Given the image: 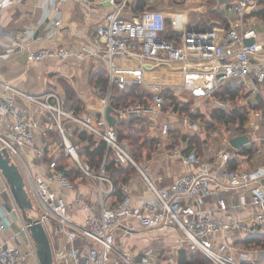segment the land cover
<instances>
[{"label": "built area", "instance_id": "1", "mask_svg": "<svg viewBox=\"0 0 264 264\" xmlns=\"http://www.w3.org/2000/svg\"><path fill=\"white\" fill-rule=\"evenodd\" d=\"M80 1L87 9L95 3V0ZM257 1L235 0L227 3L225 10L236 13L237 17L229 21L227 27L220 29L216 42L204 40L202 45L194 46L190 39L192 31H183L178 42L163 36L167 22L161 9L147 8L138 20H132L122 15L129 0H101L100 3H108L110 9L94 28L89 46L83 49L87 54L99 55L108 61L107 88H97L101 95V116L96 121L89 117L81 118L64 109L55 91L33 95L0 81V149H5L21 173H24L26 190L31 200L36 199L37 202V207L33 206L39 212V222L43 225L51 222L55 231L67 237L71 243L67 247L54 249L55 264H157L158 251L153 247L143 249L137 258L129 252L121 253L115 246V233L117 230L128 234L167 228L180 230L185 248L192 254L205 257L208 264H245V252L235 257L227 251L229 243L213 246L211 237L224 232L236 241H243L252 234L264 233V170L240 172L233 168L230 162L237 158V150L221 149L214 159H200L192 151L184 159L195 164L193 171L186 172L163 188H158L144 176L150 195L139 205H132L127 186L121 184L118 198L109 204L113 184L105 174V160L97 173L85 167L79 158V145L72 141L73 128L68 124L73 122L78 128L80 126L104 140L116 163L134 164L125 142L119 141L116 129L109 126L105 117V109L111 105L113 86L123 89L127 85L120 75L122 64L126 66L132 61L131 71L141 72L178 64L186 69L184 63L190 60H211L217 85L221 83L226 87H234L242 83L249 89H255L258 82L264 81V64L254 65L260 45L254 41L251 44L245 42L255 35V30L250 26L245 27L244 23L246 15L256 11ZM2 5L0 3V9ZM205 33H210L212 37L214 30ZM33 42L31 38L17 39L7 47V51L12 54L26 52L28 58L34 61L52 55L61 58L70 55L64 47L32 49ZM197 48L200 54H191V50ZM17 97L47 112L51 122L40 129L39 121L30 115L28 108L16 104ZM152 104L155 108L163 106L160 92L153 93ZM148 106L136 102L114 109L120 116L132 119L141 117ZM182 122L192 129L199 127L198 122L189 117H183ZM38 129L43 134L54 130L58 137L57 146L64 156L81 168L85 175L98 181L96 201H87L80 195L67 200V191L63 192L62 189H69L72 182L55 160L48 163L47 171L43 174L33 168V164L24 156V149L32 145ZM163 132H168L166 125L163 126ZM49 150L47 145L34 148L36 155L41 158ZM3 180L0 172V182ZM250 185L248 203L261 210L247 219L236 217L233 212L240 203L228 204L221 189L238 191ZM0 193L10 195L11 192L8 186H4ZM210 197L214 198L215 207L205 205ZM79 208L86 211L85 219L82 222L71 220V212ZM9 209L18 214L14 201L10 203ZM4 228L5 225L0 224V230ZM22 233L27 234L25 248L4 241L0 244V263L23 264L29 255L35 256L26 224H22L11 238L16 241ZM74 241L79 244L76 245ZM117 256L119 259H116Z\"/></svg>", "mask_w": 264, "mask_h": 264}, {"label": "crops", "instance_id": "2", "mask_svg": "<svg viewBox=\"0 0 264 264\" xmlns=\"http://www.w3.org/2000/svg\"><path fill=\"white\" fill-rule=\"evenodd\" d=\"M232 1L235 0H129L122 15L132 20H138L142 11L147 8L161 9L166 15L167 26H171L175 32H179L180 38L183 31H192L190 39L194 46H199L198 44L202 45L205 41L210 43L211 39L216 42L220 29L225 27L222 20L229 23L237 17L236 13L225 10V5ZM100 2L101 0H95L94 5L87 9L80 0H0V3H3L0 9V81L33 95L55 91L61 98L62 107L70 111L72 110L67 103L66 95L72 92L81 102V108L78 113L74 114L81 118L89 117L92 121L99 119L101 116V95L97 88L105 87L102 86L101 79L98 80L96 75L103 71L105 75L102 78L106 80L108 61L99 55L87 54L83 49L85 46H89L94 28L110 9L108 3ZM245 19L244 26L253 27L255 30V35L251 39L260 45V49L254 57V65L261 66L264 64V0H258L256 11L251 15H246ZM213 30L212 37L210 33H205ZM163 36H165L164 33ZM21 38L33 39L32 49L64 47L70 55L66 58L52 55L43 60L34 61L28 58L26 52L9 53L7 47L13 41ZM191 54L198 55L200 50L198 48L195 51L191 50ZM131 62L126 66L125 64L121 65L120 75L127 83H137L142 91L145 90L152 95L154 92L161 93L163 89H170L176 95L179 104H188L189 112L201 110L203 106L210 105V103H212L211 108L218 106L230 109L233 107L230 99L219 100L212 96V92L217 87H226V85L215 83L214 64L211 60H190L184 63L187 65L186 69L178 64L170 68L165 66L141 72L131 71L133 67ZM236 86L242 88L241 93L245 96H236L234 103L236 102L239 107L246 106L248 119L242 132L236 131L234 128H227L222 135L219 134L223 137L220 139L208 137L209 132L205 133V137H203L197 131L199 128L192 129L184 125L182 122L184 116L182 117L179 110L175 108V103L163 100V106L155 108L152 98L147 100L146 104L150 105L148 109L141 117L132 119L141 120L145 124L142 140L151 141V144L144 146L135 158L130 151L129 140L123 139L134 161V164H130L136 168V171L118 186L121 184L127 186L132 205H139L149 198L146 178L158 188H163L186 172L193 171L195 164L188 163L184 159L185 155L192 151H195L196 156L200 159H214L217 158V153L221 149L237 150V158L235 157L234 161L230 162L233 168L240 172L264 170V81L258 82L255 89H249L242 83ZM15 101L18 106L28 108L30 115L39 121L40 129L45 127L46 123L51 122L48 113L40 110L36 105L28 104L20 97H17ZM203 112L201 110L200 113L204 114ZM119 118L124 122L132 120L117 115L114 117L113 124ZM194 121H197L199 126L200 121ZM74 124L69 122L68 125L73 128ZM113 124H109V126L116 129ZM164 125L168 129L166 133L163 132ZM40 129L37 130L32 145L24 149V156L33 164L36 171L43 174L47 171L48 163L52 160L57 162L62 152L57 146L58 137L54 130L43 134L40 133ZM78 129L80 132L85 131L88 135H92L94 141L99 140L94 134L80 126ZM232 133L235 137L246 136L248 141L240 147L233 146L228 143ZM195 137L199 139L202 149L197 143L189 144L190 139ZM72 141L79 145V158L82 164L91 172L97 173L98 168H89L81 159L85 141L75 136L74 133ZM43 145L49 146L50 150L46 156L41 158L36 155L34 148ZM243 149L250 152H244ZM67 159L79 170V173L68 177L72 186L69 189H62L63 192L67 191L66 199L70 200L76 195H80L87 201H96L98 181L85 175L81 168L79 169L69 158ZM127 164L123 163L122 166ZM106 176L108 175L106 174ZM103 185L107 186L105 183ZM4 186H8L5 179L0 182V189ZM250 189L251 185L238 191L221 189L228 204L240 203L233 212L236 217L247 219L260 212V207L248 203ZM117 198L111 194L108 203L110 204ZM12 201L14 199L11 193L10 195L0 193V224L5 225V228L0 230V244L7 241L10 245H19L24 249L26 233H22L16 241L11 238L21 225L25 224L19 209V215L17 212L9 211ZM214 201V198L210 197L205 205L215 207ZM32 203L34 205L33 200ZM36 212L38 215L39 212ZM33 214L32 212L30 215ZM86 215V211L79 208L71 212L69 218L82 222ZM44 227L49 237L52 254L55 248L67 247L71 244L67 237L55 231L51 222L46 223ZM115 238L119 244H123V248L129 249L135 258L143 249L153 247V243L168 246L171 253L176 249L174 251L178 250L177 255L181 249L186 247L181 231L175 228L128 234L117 230ZM211 241L213 246L224 242L229 243L230 247L227 251L235 257H238L241 252H245L247 254L245 262L249 264H264V248L245 247L241 241H236L234 237L224 232L214 234ZM74 243L79 244L77 241ZM23 264H39L36 254L35 256L29 255Z\"/></svg>", "mask_w": 264, "mask_h": 264}, {"label": "trees", "instance_id": "3", "mask_svg": "<svg viewBox=\"0 0 264 264\" xmlns=\"http://www.w3.org/2000/svg\"><path fill=\"white\" fill-rule=\"evenodd\" d=\"M222 22L225 27L228 26V22L226 23V20H222ZM164 37L168 40H174L175 42H178L180 40V33L172 31V29H170V27L168 28V26L166 25V32ZM103 75L105 74L102 71L96 76L98 77V80L101 79L102 86H104V89H106L108 79H103ZM241 91L242 88L237 86L217 87L212 92V96L216 97L219 100H224L226 98L230 99L233 107L228 110L218 106L213 108V110L211 111V119L223 122L228 129L234 128V130L242 132L244 130V125L248 119V110L246 106L239 107L237 106L236 102L234 103V99L236 96H245L241 93ZM66 96L67 103H69L72 112L75 114L78 113L79 109L81 108L80 100L77 99L72 92L67 93ZM161 96L164 101L175 103V108L179 110L181 116L187 115L192 120H202V113L198 112L197 110L194 113H189L188 104H179V102H177L176 95H174V92L170 89H163V91L161 92ZM149 98H152V94L146 92L145 90L142 91L137 83L131 82L128 83L123 89H119L118 87L113 86L111 91L110 104L113 108H116L120 105L133 104L136 102L146 104ZM205 123V125L207 126V121ZM113 126L116 128L119 141H123L124 138H127L129 140L130 151H132V154L135 158L144 146L151 144V141L142 140V133H144L146 126L141 120L137 121L135 119H132L129 122H124L120 121L119 118L116 119V122L115 124H113ZM73 133L75 136H78L80 137V139H83L85 141V145L83 146V151L81 154L83 163H86L89 168L97 169L99 168L103 160H105V173L111 178L115 187L113 189L112 196L118 197L120 194L118 185L125 179H127L133 172H135L136 168L130 163H128L126 166H122V164L113 161L112 152L110 150H107L104 140L99 139L98 141H94L92 135H88L87 133H85V131L80 132L75 124L73 125ZM195 143H197L198 146L202 149L199 139L197 137L193 139L191 138L189 144L193 145ZM243 151L247 153L250 152L246 149H243ZM57 165L58 167L66 171V174L69 178L70 176L72 177L74 176V174L79 173V170L76 169L73 164L68 162V159L64 156L63 153L59 156ZM241 242L245 247L264 248V233L252 234ZM176 264H208V260L205 257L200 256V254L190 253L188 249L185 248L179 251V257ZM245 264L249 263L245 262Z\"/></svg>", "mask_w": 264, "mask_h": 264}, {"label": "water", "instance_id": "4", "mask_svg": "<svg viewBox=\"0 0 264 264\" xmlns=\"http://www.w3.org/2000/svg\"><path fill=\"white\" fill-rule=\"evenodd\" d=\"M245 42L247 44H251L253 40L250 38ZM117 115L119 114L111 105L106 107L105 117L108 124L112 125L114 117ZM247 141L248 138L246 136H237L232 138L230 143L233 146L240 147ZM0 172L8 184L15 204L21 214L22 220L26 224L27 232L34 245L39 264H54L48 234L44 225L39 222L36 209L34 208L32 200L26 190L25 182L19 167L11 159L5 149H0ZM32 212L34 214L30 215Z\"/></svg>", "mask_w": 264, "mask_h": 264}, {"label": "rangeland", "instance_id": "5", "mask_svg": "<svg viewBox=\"0 0 264 264\" xmlns=\"http://www.w3.org/2000/svg\"><path fill=\"white\" fill-rule=\"evenodd\" d=\"M171 26H168V28ZM172 31H175L174 29H172ZM179 33V32H178ZM128 84V83H127ZM210 105H212V103H210ZM210 105H205L203 106V109H201L202 111H204L203 113V118L202 120L200 121V124H199V129L197 130L200 134L204 136L205 133H210V135H208V137H211V138H216V139H220V137L222 136H219L222 135V133L227 130V126L223 123V122H220V121H216V120H212L211 119V111L213 110V108L210 107ZM201 110H197L198 112H201ZM228 110V109H227ZM195 111H192V113H194ZM191 113V112H189ZM184 117H189L187 115H182ZM190 118V117H189ZM191 119V118H190ZM207 121L208 125L206 126L205 122ZM211 123V124H210ZM202 137V136H200ZM235 136L233 135V133L231 134L230 136V139L234 138ZM223 138V137H222ZM228 143H230V140H228ZM14 161V160H13ZM21 172V171H20ZM23 179L26 181V177L24 175V173H21ZM34 201V206L35 208L37 207V202H36V199L33 200ZM123 245V244H122ZM121 244H119L116 240V243H115V246L116 248L121 252V253H127L129 252L130 255H133L131 253V251H129V249L127 248H123ZM153 247H155V249L158 251L157 252V264H176L177 262V259L179 257V255H177V251H174L172 250V253L170 252L171 249L169 250L168 246H161V243H156V244H152ZM160 249H162V251H159ZM186 251V250H185ZM187 252V251H186ZM188 253V252H187ZM116 259H119V257L117 256Z\"/></svg>", "mask_w": 264, "mask_h": 264}]
</instances>
